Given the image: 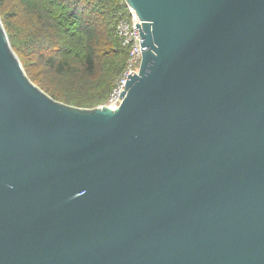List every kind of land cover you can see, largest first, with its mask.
<instances>
[{
  "label": "water",
  "instance_id": "obj_1",
  "mask_svg": "<svg viewBox=\"0 0 264 264\" xmlns=\"http://www.w3.org/2000/svg\"><path fill=\"white\" fill-rule=\"evenodd\" d=\"M117 108L27 76L0 18V264H264V0H124Z\"/></svg>",
  "mask_w": 264,
  "mask_h": 264
},
{
  "label": "trees",
  "instance_id": "obj_2",
  "mask_svg": "<svg viewBox=\"0 0 264 264\" xmlns=\"http://www.w3.org/2000/svg\"><path fill=\"white\" fill-rule=\"evenodd\" d=\"M124 0H0L9 42L30 80L59 101L102 105L125 69L116 24Z\"/></svg>",
  "mask_w": 264,
  "mask_h": 264
},
{
  "label": "built area",
  "instance_id": "obj_3",
  "mask_svg": "<svg viewBox=\"0 0 264 264\" xmlns=\"http://www.w3.org/2000/svg\"><path fill=\"white\" fill-rule=\"evenodd\" d=\"M128 8V7H127ZM135 21L139 22L136 13L128 8V15L126 18L120 19L116 24V34L120 39L122 45L128 47V60L125 69L115 82L110 94L102 105H108L112 108H117L121 101L120 93L124 89L128 74L132 71H138L141 60V43L140 35L137 27L134 28Z\"/></svg>",
  "mask_w": 264,
  "mask_h": 264
}]
</instances>
